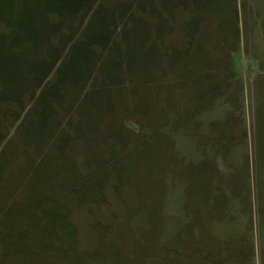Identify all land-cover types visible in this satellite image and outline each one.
<instances>
[{"label":"rangeland","instance_id":"374dc122","mask_svg":"<svg viewBox=\"0 0 264 264\" xmlns=\"http://www.w3.org/2000/svg\"><path fill=\"white\" fill-rule=\"evenodd\" d=\"M0 264H264V0H0Z\"/></svg>","mask_w":264,"mask_h":264},{"label":"crops","instance_id":"0c3cea01","mask_svg":"<svg viewBox=\"0 0 264 264\" xmlns=\"http://www.w3.org/2000/svg\"><path fill=\"white\" fill-rule=\"evenodd\" d=\"M126 11H127V12H126ZM126 11H125V13H123V15H124V16H125V15L127 16V15H128V13L130 14V12H129L128 10H126ZM131 12H133V11H131ZM70 42H71V40L69 41V43H70ZM67 44H68V43H67ZM89 45H91V44H89ZM55 60H57V57H56V59H55ZM53 61H54V60H53ZM17 119H19V116H18V118H17ZM16 122H17V121H16ZM18 122H19V120H18ZM18 122H17V123H18Z\"/></svg>","mask_w":264,"mask_h":264},{"label":"trees","instance_id":"16d2710c","mask_svg":"<svg viewBox=\"0 0 264 264\" xmlns=\"http://www.w3.org/2000/svg\"><path fill=\"white\" fill-rule=\"evenodd\" d=\"M141 4H142V3L140 2V3H139V6H140ZM141 8H142V7H141Z\"/></svg>","mask_w":264,"mask_h":264}]
</instances>
